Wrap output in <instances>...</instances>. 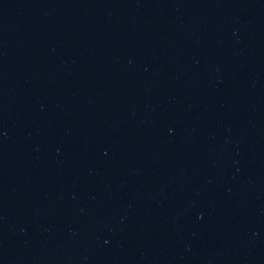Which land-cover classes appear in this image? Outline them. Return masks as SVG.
<instances>
[{"label": "water", "instance_id": "1", "mask_svg": "<svg viewBox=\"0 0 264 264\" xmlns=\"http://www.w3.org/2000/svg\"><path fill=\"white\" fill-rule=\"evenodd\" d=\"M0 264H264V0H0Z\"/></svg>", "mask_w": 264, "mask_h": 264}]
</instances>
